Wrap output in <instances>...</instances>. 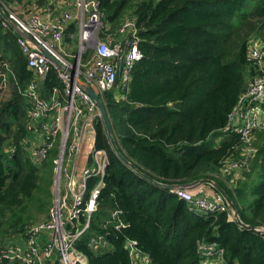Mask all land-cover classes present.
Here are the masks:
<instances>
[{
    "label": "trees",
    "instance_id": "trees-1",
    "mask_svg": "<svg viewBox=\"0 0 264 264\" xmlns=\"http://www.w3.org/2000/svg\"><path fill=\"white\" fill-rule=\"evenodd\" d=\"M0 1L5 5L23 0ZM101 4L113 29L128 14L136 18L142 37L144 56L126 87L101 95L121 151L142 172L163 182L217 180L245 222L264 225V127L255 132L258 151L251 170L233 184L221 171L225 158L241 156L240 134L232 129L218 146L211 139L214 132L229 128V115L253 76L247 47L252 36L264 39V0H101ZM2 21L0 16V59L11 70L0 75V94L9 88L8 96L0 98V244L24 234L36 211L49 210L54 179L49 157L55 154L35 163L20 144L32 102L18 86H25L33 73L17 33ZM42 84L43 94L55 84L61 86L54 69ZM95 131V147L105 148L110 162L90 228L77 243L88 264H136L125 246L129 239L138 241L153 264H202L197 242L203 237L225 248L223 264H264L263 232L240 226L228 210L207 214L190 210L171 188L146 178L116 154L100 117ZM48 166L52 174L43 175ZM114 209L121 210L119 220L112 217ZM120 221L124 225L117 227ZM96 234H104L112 248L90 247L88 239Z\"/></svg>",
    "mask_w": 264,
    "mask_h": 264
},
{
    "label": "built area",
    "instance_id": "built-area-1",
    "mask_svg": "<svg viewBox=\"0 0 264 264\" xmlns=\"http://www.w3.org/2000/svg\"><path fill=\"white\" fill-rule=\"evenodd\" d=\"M41 5L33 2L20 18L10 10L9 16L19 28L32 36L18 35V43L27 59L33 77L19 91L32 102L27 121V134L20 144L29 150L35 163H42L52 152L54 164L53 190L55 198L48 216L26 225L21 237L0 244V264L4 260L21 264H88L86 254L78 241L89 230L98 197L105 185L106 167L110 162L105 148L95 147V120L101 111L97 101L85 90L83 84L92 86L101 97L106 90L126 87L136 63L144 56L140 43V27L135 17L125 16L116 28L105 19L101 0H48ZM16 2L15 4H17ZM58 4L60 11L51 14L50 4ZM20 4V3H19ZM3 25L10 24L3 19ZM75 26L71 28V25ZM77 38V41L73 39ZM77 46L75 59L64 49ZM47 50L57 64L42 50ZM247 60L253 65V76L246 91L241 93L229 115L228 127L240 134L241 156L227 157L222 171L239 173L244 177L251 170V163L258 151L253 137L264 127V39L252 36L247 47ZM11 70L6 60L0 59V75ZM54 69L61 82L43 94V82ZM15 148L13 147L12 150ZM233 180V179H232ZM196 188L175 187L172 190L184 198L189 209L207 214L231 210L224 195L212 188L201 193ZM120 209L112 211L119 220ZM124 225L122 221L117 227ZM264 233V225L256 226ZM108 242L104 234L88 239V245L98 249ZM136 264H153L148 253L138 247L136 239L125 245ZM197 251L202 264H223L225 248L217 241L201 238Z\"/></svg>",
    "mask_w": 264,
    "mask_h": 264
},
{
    "label": "water",
    "instance_id": "water-1",
    "mask_svg": "<svg viewBox=\"0 0 264 264\" xmlns=\"http://www.w3.org/2000/svg\"><path fill=\"white\" fill-rule=\"evenodd\" d=\"M0 16L5 19L11 26V28L18 34L20 35H23L27 38H31L32 39V36L21 30L19 28V26L17 25V23L15 22V20H13L7 10L5 9V6L4 4L0 1ZM42 50L44 51V53L48 56H50L57 64H60L58 60H56L47 50H45L44 48H42ZM83 87L85 88L86 91H88L91 96L97 101V103L99 104V108H100V111H101V118L103 120V123H104V126L106 128V131L110 137V142L112 144V147L114 148L116 154L127 164L129 165L132 169L138 171L139 173H141L143 176H145L146 178L152 180L153 182L157 183V184H160L164 187H167V188H175V187H186V188H196L197 186L201 185V184H208L210 186H212V188L220 191L226 201L228 202L229 204V207H230V210H231V218L232 220H235L240 226L244 227V228H250V229H256V226L253 225V224H250V223H247L245 222L239 215V211H238V208L236 206V204L234 203V201L231 199V197L228 195L226 189L215 179L211 178V177H202V178H198V179H195L193 181H190V182H186V183H175V182H172V183H168V182H163V181H160L156 178H154L152 175L148 174V173H145V172H142L138 167L137 165L129 160L125 154L121 151L118 143H117V139L116 137L113 135V132H112V126H111V123H110V120H109V116H108V113H107V110H106V106L103 102V100L101 99V97L99 96V94L95 91V89L90 86V85H87V84H83Z\"/></svg>",
    "mask_w": 264,
    "mask_h": 264
},
{
    "label": "rangeland",
    "instance_id": "rangeland-1",
    "mask_svg": "<svg viewBox=\"0 0 264 264\" xmlns=\"http://www.w3.org/2000/svg\"><path fill=\"white\" fill-rule=\"evenodd\" d=\"M5 5H7V7L10 9V10H12V11H14V12H16L17 13V15L20 17V18H23L26 14H27V11H25L24 10V8L27 6V5H30V2L28 1V0H23L20 4L19 3H17V4H15V3H8V4H5ZM60 8L61 7H59L58 6V4L56 3V4H50L49 6H47V11L48 12H50L51 14H56V13H58L59 11H60ZM128 13V12H127ZM128 15V14H127ZM3 24V23H2ZM256 35V34H255ZM258 37H261V36H259V35H257ZM73 41H77V38H75V39H73ZM63 46H64V49L66 50V51H68V52H70V53H73V55H70L69 56V58L71 59V60H74L75 59V55L77 54V46L75 45V46H73L72 48H68L67 47V45H65V43L63 44ZM247 72H248V66H247ZM251 74H253V72H251ZM8 94H9V88L8 89H6L3 93H1L0 94V98L2 97V98H5L6 96H8ZM232 129L233 128H221L220 130H218V131H216V132H214L212 135H211V139H212V144L214 145V146H218L224 139H226L230 134H231V132H232ZM234 130V129H233ZM258 130V129H257ZM256 130V131H257ZM255 131V132H256ZM96 132V131H95ZM255 139V134H254V137H253V140ZM52 156L53 155H51L50 157H49V159L50 160H52ZM54 166V165H53ZM42 174L43 175H50V174H52V168L50 167V166H48L46 169H43L42 170ZM236 175H239V173H235ZM221 175L224 177V178H228L229 179V182L231 183V184H233L234 182H236V180L238 179L237 177H236V175H234L233 173H231V174H227V173H224L223 171H221ZM233 179V180H232ZM255 181V176H253V178H252V180H251V183H253ZM259 181V180H258ZM208 188H210V186L209 185H206ZM211 189V188H210ZM52 192H53V197H52V204H53V202H54V198H55V192H54V190H53V188H52ZM201 193H208L206 190L204 191V192H201ZM51 204V205H52ZM34 211H35V209H34ZM49 211V210H48ZM48 211H43V210H39V211H36L35 212V215H34V218L32 219V221L33 222H35V221H39V220H42V219H44V218H46L47 216H48ZM16 238V237H15ZM12 239H14V238H12ZM104 246H100L99 248H98V250H102V249H104V250H107V249H111L112 248V246H111V244L109 243V242H106V243H104L103 244ZM103 247V248H102ZM142 264H145V263H142Z\"/></svg>",
    "mask_w": 264,
    "mask_h": 264
},
{
    "label": "crops",
    "instance_id": "crops-1",
    "mask_svg": "<svg viewBox=\"0 0 264 264\" xmlns=\"http://www.w3.org/2000/svg\"><path fill=\"white\" fill-rule=\"evenodd\" d=\"M206 185L207 184H204V186H202V190H204V191L206 190L208 193H210L212 189L208 188ZM19 237H21V236H19ZM50 264H57V259H53V263H50Z\"/></svg>",
    "mask_w": 264,
    "mask_h": 264
}]
</instances>
